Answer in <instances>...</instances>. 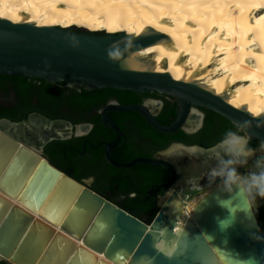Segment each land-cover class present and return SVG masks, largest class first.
Instances as JSON below:
<instances>
[{"label": "water", "instance_id": "95a60500", "mask_svg": "<svg viewBox=\"0 0 264 264\" xmlns=\"http://www.w3.org/2000/svg\"><path fill=\"white\" fill-rule=\"evenodd\" d=\"M90 32L0 18V74L39 77L90 90L115 88L173 96L177 113L168 125L159 123L145 103L109 104L101 113L103 124L116 132L104 147L107 160L116 167L140 162L166 166L169 180L150 193L154 195L159 188L166 192L154 216L142 220L55 165L42 154L43 138L30 146L0 130V192L8 196L0 194V260L8 264H264V224L258 222L256 203L237 189L224 191L218 183L186 209L182 195L172 187L177 172L171 160L112 159L120 130L108 112L136 110L153 128L169 134L182 128L194 108L201 106L236 126L247 122L243 133L260 144L264 142V115L253 116L165 72L125 65L131 52L164 37L161 33L132 37L122 32ZM149 101L156 108L162 105L159 100ZM64 135L52 133L45 139ZM216 145L176 143L171 149L178 151L182 146L190 154L198 155L197 151L209 158Z\"/></svg>", "mask_w": 264, "mask_h": 264}, {"label": "bare ground", "instance_id": "6f19581e", "mask_svg": "<svg viewBox=\"0 0 264 264\" xmlns=\"http://www.w3.org/2000/svg\"><path fill=\"white\" fill-rule=\"evenodd\" d=\"M0 18L37 26H89L132 37L161 33L164 37L131 52L125 65L165 72L253 116L264 115V86L257 87L259 81L264 84V0H0ZM236 74L240 78L233 83ZM5 127L0 124V130L20 136ZM48 135L43 132L39 138ZM218 183L220 178L209 179L191 199L181 196L186 209Z\"/></svg>", "mask_w": 264, "mask_h": 264}, {"label": "flooded vegetation", "instance_id": "af4514ba", "mask_svg": "<svg viewBox=\"0 0 264 264\" xmlns=\"http://www.w3.org/2000/svg\"><path fill=\"white\" fill-rule=\"evenodd\" d=\"M3 75H7V77L3 78L0 81V113L2 112V110L14 112L16 113V119L15 118L12 119L7 116L0 115L1 123H4L2 121L4 119L8 120L13 125L12 126H9L7 124L6 125L9 126L11 129L13 127L12 130L16 131L17 133L20 134L22 138L27 140L33 134L39 136L43 132L46 134H52V133L65 134L64 137H59V138L55 137L47 140L45 139L46 137L43 138L45 142L43 143L44 150L42 151V154L46 155L51 160V158L46 152V146L48 143L54 140H69V141L72 140L70 141V144L65 146L66 147L65 149L77 151L80 161V168H82L83 170L94 169L93 171L95 172H99V171L105 172L107 170L108 165H110L111 163L107 160L105 156L104 147L106 143H110L113 141L116 132L112 128H109L103 124L101 119V113L102 110L109 104H115V103L120 104L117 100H115L114 98H109L103 101V103L99 105L94 104L93 102H89L86 105L76 106L74 103H72L74 100L73 101L69 100V96L73 93V91L76 92L80 91V87H81L80 85H72L66 82H48L43 78L29 77L24 75H23L24 77L22 78L16 77L17 76L16 74L15 75L3 74ZM149 99L161 101V99L145 98L141 103H145L146 106H148V108L150 107L148 105V102L146 101H148ZM160 108L161 107L156 108V110L154 111L155 115L160 110ZM124 111H129V110H124ZM121 112L123 111L110 110L108 112L110 117L115 122L118 129L120 130L119 140L116 146L111 151L112 159H114L117 162H122V161H118V159L121 157L125 145H129L130 147L135 149H140L145 147V145L147 144V139L140 136L141 128L133 127L135 124H137L136 120L130 117L123 116V125L119 123L118 120H120L119 119L120 117H116V114H120ZM192 116H193L192 121L194 122L193 126L190 128H185V126L180 128L188 134H193L199 131L202 128L205 119L204 113L201 110H199L197 107L194 108V112L192 113ZM187 121L185 122V124L187 123ZM143 126L144 125H142V128H144ZM6 131H8V129ZM75 138H78L77 141L73 140ZM41 139L42 138H38L37 140H41ZM220 141H217L214 145H216ZM176 143H180V142H173L163 150H155L153 152L152 158H163L162 152L168 149L169 147H171L172 144H176ZM186 146H190V145H186ZM257 148H253V149H257ZM65 149L62 152L63 154H66ZM172 152L175 153V150H173ZM97 153H100L101 156L97 157L96 156ZM115 157L117 159H115ZM138 157H142V156H138ZM51 161L59 168L63 169L64 171L70 173L73 176L72 166L75 165L74 164L75 161H73V158H66V163L69 164L66 168L60 167L53 160ZM129 161H125V162H129ZM171 161L175 165L177 172V166L175 162L173 160ZM213 161L214 160L209 159V162H206L207 164L205 165L215 167L216 161L215 162ZM117 168H129V167H117ZM211 168L212 167L209 168V171ZM209 171H208V175L204 179L205 182H203L200 185L193 186V188L195 189V193L199 191L200 187L206 185L207 181L209 180ZM90 176L93 178V180L92 183L88 184L84 181L83 178ZM113 177L114 176H112L111 178L109 177L108 181L112 182L114 180ZM77 179L81 181L83 184L94 189L93 184L96 181L95 175L88 174L87 176ZM158 185L148 188L146 192L143 193L144 195H146V198H154V200H156L157 207L159 204L160 197L163 196L166 192L165 189L159 188L157 189L156 193L152 195L150 193V190L155 189ZM117 187L118 185L115 184L111 188H106L104 191H98L96 189L94 190L103 194L105 197H107L109 200L116 203L120 207H122L120 205L121 200H124L127 197H133L138 192L136 188L124 192L118 191ZM160 189L163 190L161 193H159ZM259 199L260 202L255 209L257 218L260 214L261 211L260 209H262L264 212V198H259ZM124 209L131 212L126 208ZM150 215L151 212H148V213L140 214L138 215V217L146 221L154 216V215L152 216ZM258 222L260 225L264 224V220L262 221L261 224L259 218H258Z\"/></svg>", "mask_w": 264, "mask_h": 264}, {"label": "trees", "instance_id": "16d2710c", "mask_svg": "<svg viewBox=\"0 0 264 264\" xmlns=\"http://www.w3.org/2000/svg\"><path fill=\"white\" fill-rule=\"evenodd\" d=\"M73 30H78L77 28H72ZM92 34H99L100 30H91ZM7 77V75L0 74V81ZM16 77H24L23 75H17ZM109 98H114L120 104H130V103H141L145 98H155L161 99L163 102L160 110L155 115V119L163 124L168 125L173 122L176 117L177 102L175 98L171 95H166L164 93H158L156 91L148 92H138L133 90L115 89V88H100L97 90H90L84 86L80 87V91L73 93L69 96V100L73 101L76 106L86 105L89 102L94 104H101L103 101ZM199 110L204 113V123L202 128L193 133L188 134L184 130L179 129L174 133H162L153 128L148 122L143 119V116L136 110L123 111L120 114H116V117H120L118 120L121 125H123V116L130 117L137 121L133 127L141 128L140 136L147 139V144L145 147L140 149H135L129 145H125L123 152L118 161H129L135 157L142 156L147 158H152L153 152L155 150H163L173 142H180L186 145H199L202 147H211L217 141L223 139L224 134L229 131H236L237 126L230 122L225 117L220 114L209 110L205 107L197 106ZM0 115L7 116L12 119H16V113L9 112L7 110H2ZM142 125H144L142 128ZM78 138L73 139L77 141ZM72 141V140H70ZM69 140H54L47 144L46 152L56 164L60 167L66 168L69 164L66 163V158H73L75 165L72 167V174L75 178H82L88 174H93L96 176V181L93 184V188L98 191H104L106 188H111L113 185L117 184L118 191H129L130 189H137V194L133 197H127L120 201V205L131 213L138 215L143 213L151 212V215L157 210L156 200L154 198H146L143 193L150 187L161 184L170 178V170L163 165H152L148 163H137L129 168H117L108 165L105 172L99 171L95 172L94 169H82L80 168V161L77 151H72L65 149ZM260 142L255 138H251L249 146L252 148L259 147ZM80 147V146H78ZM66 150V154H63V150ZM74 154V155H73ZM100 157V153L96 154ZM95 157V156H94ZM115 159H117L115 157ZM113 177V181H108V178ZM106 183V184H105ZM163 190L160 189L159 193ZM260 214L258 216L260 223L264 220V212L260 209ZM0 264H8L7 262L0 260Z\"/></svg>", "mask_w": 264, "mask_h": 264}, {"label": "clouds", "instance_id": "9594fccd", "mask_svg": "<svg viewBox=\"0 0 264 264\" xmlns=\"http://www.w3.org/2000/svg\"><path fill=\"white\" fill-rule=\"evenodd\" d=\"M247 122L237 125V130H229L223 139L212 149L210 159L216 161V166L209 171L210 181L220 178L223 190L231 193L234 189L242 192L250 201L257 197L264 198V155L252 161V167L246 173H240L239 167H244L256 155V149L249 146L251 137L241 134L245 131ZM264 153V142L259 145Z\"/></svg>", "mask_w": 264, "mask_h": 264}, {"label": "rangeland", "instance_id": "374dc122", "mask_svg": "<svg viewBox=\"0 0 264 264\" xmlns=\"http://www.w3.org/2000/svg\"><path fill=\"white\" fill-rule=\"evenodd\" d=\"M70 27H77V26H70ZM83 28L98 30V29H95L93 27L91 28L89 26H84ZM239 78L240 77L237 74L235 76H233V78H232L233 83H237L239 81ZM263 86H264L263 82L259 81L257 87L259 89H261ZM214 89L217 90V88H214ZM227 92L228 91H226L225 93H227ZM146 102H148L150 109H152L153 111L156 110V106L152 102H150L149 100ZM192 117L193 116H191V118L184 125L185 128H190L193 126L194 122L192 121ZM0 124H2L3 126H7L5 123L0 122ZM7 129H8V131H10L9 126L5 127L4 130L6 131ZM241 134H244V133H241ZM38 138H39V136H37L36 134H33L30 138H28V140L32 141V143H29V144L35 145L34 140H37ZM42 146L43 147L41 148V151L44 150V145H42ZM174 148L171 149V147H170V149L168 148V149L164 150L162 152V157L165 159L173 160L175 162V164L177 166V179H176L175 184L172 187L175 188L186 200H189V199H191L192 195L195 193V189L193 188V186L194 185H200L203 182H205L204 179L208 175L209 168L213 167V166L205 165V164H207L206 162H209L210 158L207 159V158L203 157L202 155L190 154V152H187L186 150H184L181 147H179L177 149L178 151H175V153H173L172 151L174 150ZM256 150H257L256 155L253 156L249 160V163L244 167L238 168V171L240 173L243 174V173H246L247 171H249L252 167V161L254 159H256L257 157H259L260 155H264V153L260 152L259 147ZM212 160H214V159H212ZM213 162H215V160ZM83 179L88 184L92 183V180H93V178L91 176L85 177ZM218 179L219 178H217L213 182H216ZM252 202L256 203L258 205L260 202V199L257 197ZM256 206L254 209H256Z\"/></svg>", "mask_w": 264, "mask_h": 264}]
</instances>
